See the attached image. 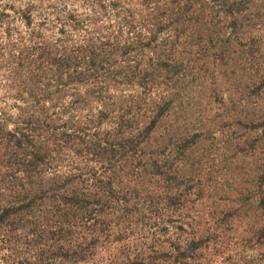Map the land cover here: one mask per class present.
I'll list each match as a JSON object with an SVG mask.
<instances>
[{
  "label": "rangeland",
  "instance_id": "obj_1",
  "mask_svg": "<svg viewBox=\"0 0 264 264\" xmlns=\"http://www.w3.org/2000/svg\"><path fill=\"white\" fill-rule=\"evenodd\" d=\"M263 230L264 0H0V264H264Z\"/></svg>",
  "mask_w": 264,
  "mask_h": 264
},
{
  "label": "trees",
  "instance_id": "obj_2",
  "mask_svg": "<svg viewBox=\"0 0 264 264\" xmlns=\"http://www.w3.org/2000/svg\"><path fill=\"white\" fill-rule=\"evenodd\" d=\"M231 6L233 7V5ZM61 66L63 65L59 64V65H56V67H52L51 73L54 75L59 73V71L61 70L60 69ZM67 67L68 66H66L65 74L69 75L70 69ZM55 77L57 76L55 75ZM69 77H68L69 81H71L72 78L71 76ZM137 183L138 182L136 181L133 182V184H136L138 186ZM136 185L135 186L133 185L134 188L136 187ZM123 188H126V187H122V183H118V182L115 183L113 178L108 179L104 186L97 187V189L100 190L101 193L107 194V200L113 198L111 197L113 193H116L118 191L119 192L123 191ZM48 192L51 193V196L48 199L49 209H48L47 215H45V227H47V229L44 232H46L49 235L50 234L52 235L61 234L63 233L64 230H67L68 228L69 230L67 233L68 235L66 234L65 236H69V234L71 235L72 233L71 229L74 228L73 223L75 222L77 215H79L80 210L84 213L87 211V208L86 207L83 208L82 206L81 202L83 201H81L80 193H78V191H76L75 188L72 190L71 193H64L65 192L64 188H59V187H54V186H50L48 189ZM107 200L105 199L106 203H107ZM125 207H128V206L125 204ZM259 234H260L259 237L263 238L264 230L260 232ZM70 239H68V241ZM190 245L180 255V258H182L183 260L187 261L189 260V258H193L194 256L193 254L195 253V251L201 247L200 241L191 242ZM45 246H48V249L50 251H51V248L53 250H56V251H51L52 253L50 257L51 259L50 262H53V263L58 262V264H74L77 260L76 259L77 253H78L77 250L81 249V247L75 243V240L69 241L68 243H63L60 246V248H57L55 245L51 246L49 244ZM149 259H151V257H148V261L146 262L144 257L141 259H138V257H136V259L130 260L128 264H150L148 263ZM184 264H187V263H184Z\"/></svg>",
  "mask_w": 264,
  "mask_h": 264
}]
</instances>
